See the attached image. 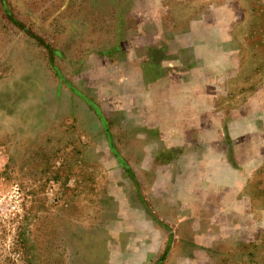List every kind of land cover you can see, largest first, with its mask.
<instances>
[{
    "label": "rangeland",
    "instance_id": "rangeland-1",
    "mask_svg": "<svg viewBox=\"0 0 264 264\" xmlns=\"http://www.w3.org/2000/svg\"><path fill=\"white\" fill-rule=\"evenodd\" d=\"M0 264H264V0H0Z\"/></svg>",
    "mask_w": 264,
    "mask_h": 264
}]
</instances>
